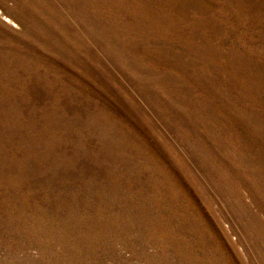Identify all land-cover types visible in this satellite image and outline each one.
Listing matches in <instances>:
<instances>
[{
	"label": "rangeland",
	"instance_id": "374dc122",
	"mask_svg": "<svg viewBox=\"0 0 264 264\" xmlns=\"http://www.w3.org/2000/svg\"><path fill=\"white\" fill-rule=\"evenodd\" d=\"M0 11V264H264V0Z\"/></svg>",
	"mask_w": 264,
	"mask_h": 264
},
{
	"label": "bare ground",
	"instance_id": "6f19581e",
	"mask_svg": "<svg viewBox=\"0 0 264 264\" xmlns=\"http://www.w3.org/2000/svg\"><path fill=\"white\" fill-rule=\"evenodd\" d=\"M2 15L1 11H0V16ZM9 22V21H8Z\"/></svg>",
	"mask_w": 264,
	"mask_h": 264
}]
</instances>
